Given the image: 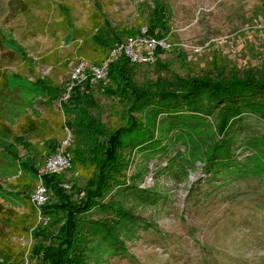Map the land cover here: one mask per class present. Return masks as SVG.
<instances>
[{
    "label": "rangeland",
    "instance_id": "rangeland-1",
    "mask_svg": "<svg viewBox=\"0 0 264 264\" xmlns=\"http://www.w3.org/2000/svg\"><path fill=\"white\" fill-rule=\"evenodd\" d=\"M158 1L170 11L165 18L169 48L157 50L153 62L134 64L137 82L264 77V0ZM155 7V0H0V32L6 40L5 47L0 45V74L10 79L0 94V124L30 145L38 176L55 152L48 143L54 141L58 148L71 135L63 128L59 99H68L66 89L76 67L85 65L84 79L104 61L91 44L96 25L109 27L126 44L149 25ZM101 83L108 84L95 82L99 111L92 114L116 129L119 106L99 90ZM210 115L185 119L182 113L153 112L154 141L160 150L121 151L128 165V188L115 189L105 198L133 217L132 224L117 231L123 249L102 235L85 238L83 264H264V177L253 174L262 164L264 118L260 113L242 115L230 133L232 163L208 173L204 150L220 123L218 113ZM11 153L0 166V250L18 256L14 264H29L34 230L49 219L31 212L29 198L38 177L32 178L22 164L27 149L17 146ZM247 168L253 173L241 174ZM91 174L81 167L62 174L63 188L73 201L83 196L72 187H84ZM54 201L51 196L49 202ZM112 217L97 209L86 215L93 222ZM86 219L84 230L90 223Z\"/></svg>",
    "mask_w": 264,
    "mask_h": 264
},
{
    "label": "trees",
    "instance_id": "trees-1",
    "mask_svg": "<svg viewBox=\"0 0 264 264\" xmlns=\"http://www.w3.org/2000/svg\"><path fill=\"white\" fill-rule=\"evenodd\" d=\"M155 2L156 7L148 16L149 25L146 26L145 36L162 41L169 36L166 31L168 22L165 18L170 16V11L160 1ZM95 31L91 38L92 48L104 55L105 62L109 60L110 53L117 46L123 45L122 37L109 27L101 28L96 25ZM141 35L142 27L131 38ZM5 41L0 32V45L5 47ZM8 78L7 75L0 74V94L8 89L10 82ZM135 78V66L123 53L108 64L106 78L108 84L105 86L104 83L100 84L99 90L119 106L120 126L116 129H108L92 114L94 110L99 111V107L93 98L94 84L91 82V76L83 84L75 82L67 100L61 97L59 99L60 111L65 117L63 128L71 132L73 139L68 149L72 168L81 167L92 171L84 187L81 189L72 187L79 196H83L79 202L73 201L72 195L63 188L62 174L38 176L39 170L34 167L37 158L29 155L30 145L23 137L13 135L0 124V166L4 165L7 155L13 154L11 149L17 146L26 148L28 157L22 163L23 166L30 168L32 178L35 175L38 177L37 183L42 179L44 186L55 198L53 203L48 202L42 207V216L48 218L49 223L34 230L36 245L28 257L29 264H83L84 239H98L101 235L106 237L103 240L116 242V245L123 249L117 231L129 225L133 217L129 213L128 215L124 213L118 204L112 201L105 203V198L115 189L128 188L124 174L128 165L124 157H121V151L128 148L152 153L160 150L157 147L159 141H154L153 112L173 116L182 113L185 119H190V114L196 116L198 113L201 117L218 113L220 123L213 134L208 131L213 141L208 142L211 140L210 137L207 142L211 144L204 150L208 156L205 163L209 166L208 173L232 163L229 146L233 138L230 139V133L240 123L242 115L260 113L261 119L264 118V77L255 79L253 76H247L244 79L231 80L208 76L174 77L175 79L171 80L159 77L156 82L146 80L143 83L137 82ZM42 87L53 90L43 84ZM68 90L66 89V92ZM216 133H220L219 141H216L218 135ZM261 146L263 151L264 142ZM48 147L50 152H53L57 149V143L50 141ZM261 156L260 169L253 171L254 173L248 168L246 171L241 169V174L253 173L264 177V151L261 152ZM234 174H237V170ZM23 178L18 179L20 187ZM29 204L31 212L37 217L31 197ZM96 209L101 213L113 214L112 219L101 222L86 219V215ZM85 219L90 223L84 230L82 221ZM52 228L55 229L54 232H50ZM17 260L18 256L15 257L11 250H0V264H14Z\"/></svg>",
    "mask_w": 264,
    "mask_h": 264
},
{
    "label": "built area",
    "instance_id": "built-area-1",
    "mask_svg": "<svg viewBox=\"0 0 264 264\" xmlns=\"http://www.w3.org/2000/svg\"><path fill=\"white\" fill-rule=\"evenodd\" d=\"M147 32V27H142V35L136 38H130L121 46H117L111 53L109 60L103 62L99 67L92 69H87L90 74L86 75L84 79L82 76L84 74L85 65L81 64L76 67L75 73L73 74V83L70 86L71 90L73 84L77 82L78 84L84 83L89 76H91L92 84L97 81L106 80L108 73V64L115 57L125 54L131 61V63H141V62H153L155 59L153 54L157 50H162L169 48V45L165 40L157 41L152 38L145 36ZM145 53V54H144ZM82 75V76H81ZM72 143V136L68 133L64 141L58 146L54 153L48 158L43 174L49 175H61L66 171L70 170L72 167V159L68 152V149ZM69 189L70 187L66 186ZM52 196L51 192L44 186L42 179L39 180L34 193L31 195V203L36 210V215L40 219L42 218V207L50 201Z\"/></svg>",
    "mask_w": 264,
    "mask_h": 264
}]
</instances>
